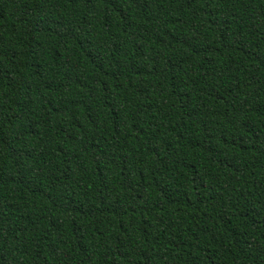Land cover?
Listing matches in <instances>:
<instances>
[{
	"label": "trees",
	"instance_id": "1",
	"mask_svg": "<svg viewBox=\"0 0 264 264\" xmlns=\"http://www.w3.org/2000/svg\"><path fill=\"white\" fill-rule=\"evenodd\" d=\"M0 264H264V0H0Z\"/></svg>",
	"mask_w": 264,
	"mask_h": 264
}]
</instances>
